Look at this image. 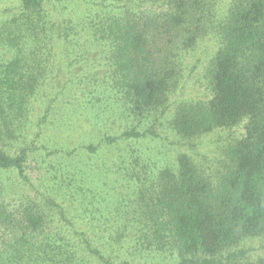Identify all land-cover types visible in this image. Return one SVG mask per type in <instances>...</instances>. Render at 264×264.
Masks as SVG:
<instances>
[{
	"label": "trees",
	"instance_id": "trees-1",
	"mask_svg": "<svg viewBox=\"0 0 264 264\" xmlns=\"http://www.w3.org/2000/svg\"><path fill=\"white\" fill-rule=\"evenodd\" d=\"M30 158L9 264H264V0H0V170Z\"/></svg>",
	"mask_w": 264,
	"mask_h": 264
},
{
	"label": "rangeland",
	"instance_id": "rangeland-1",
	"mask_svg": "<svg viewBox=\"0 0 264 264\" xmlns=\"http://www.w3.org/2000/svg\"><path fill=\"white\" fill-rule=\"evenodd\" d=\"M215 45L209 40L205 44H202L200 49L198 48L196 50L197 57L196 59H189L188 63L191 65V67H195L194 70V79L196 80L197 77L204 71L205 62L210 56V51L213 49ZM199 60V61H198ZM201 60V61H200ZM195 65V66H194ZM192 87V81L190 82ZM198 87V85H196ZM181 92L178 91V95L174 98L180 97ZM186 95L193 96L195 95L194 90L189 88L186 91ZM111 128L112 132L120 131V128L118 127L117 121L111 122ZM239 134H242V130L238 132ZM81 134H76V137L74 139L70 140L69 147L74 148L73 144L71 142L75 141L77 138H82ZM228 132H216L210 135H205L201 138H196V140H192L190 143L193 144L195 147L193 149L194 155H205L208 156V158L211 159V161L217 156L218 149L216 146V142L218 141V137L225 138L228 136ZM13 143V142H12ZM189 147L192 148V146L189 145ZM9 151L14 153L15 148H13V144L9 143L8 148ZM74 155L73 157H75ZM34 157V156H31ZM39 156L35 154L34 158H38ZM42 162V159H40ZM41 166H45V164H42ZM38 169H40L38 166H36L35 161L33 158L29 159L28 162V168H27V174H28V182L23 181L17 173L12 172H5L0 170V186L3 187L4 193L2 197V203H4L3 208L5 209L6 215H11L16 218L20 219V215L18 214V209L20 208V203L23 199V193L28 191L29 195H34L35 193V187H37L40 184V175H38ZM25 183H27L26 186ZM1 196V195H0ZM68 207H73L70 203ZM19 224V221H14L10 226H0V264H9L11 261V255H7L8 253H13L14 248L17 250L23 249V247H20L21 243L17 244V238H19L22 235V232L19 230V227L16 225ZM77 227L81 228L80 226V220L77 223ZM37 238H35L32 242H35ZM251 246L254 247V249H260L262 244L260 242H251L249 243ZM14 247V248H13ZM13 261V260H12Z\"/></svg>",
	"mask_w": 264,
	"mask_h": 264
}]
</instances>
